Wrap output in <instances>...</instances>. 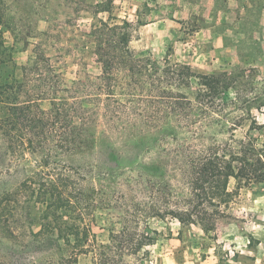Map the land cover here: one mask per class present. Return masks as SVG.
Wrapping results in <instances>:
<instances>
[{
	"label": "trees",
	"instance_id": "trees-1",
	"mask_svg": "<svg viewBox=\"0 0 264 264\" xmlns=\"http://www.w3.org/2000/svg\"><path fill=\"white\" fill-rule=\"evenodd\" d=\"M9 20L7 0H0V70L11 62L2 35ZM133 32L128 21L98 19L89 36L102 72L78 71L71 79L69 62L48 54L49 32L23 28L26 43L37 41L32 55L20 73L0 76V242L14 246L5 252L0 244V264L98 259L101 246L92 244L86 222L89 185L110 189L94 190L102 196L93 203L98 210L137 187L142 205L148 191L147 216L185 226L206 204L230 201L232 178L264 182V148L228 154L212 131L245 118L230 108L251 103L243 93L246 73L202 74L169 59L160 63L131 48ZM182 175L190 185L184 202L175 201ZM199 222L206 227L203 217ZM158 234L138 233L135 254L149 255Z\"/></svg>",
	"mask_w": 264,
	"mask_h": 264
},
{
	"label": "rangeland",
	"instance_id": "rangeland-1",
	"mask_svg": "<svg viewBox=\"0 0 264 264\" xmlns=\"http://www.w3.org/2000/svg\"><path fill=\"white\" fill-rule=\"evenodd\" d=\"M7 3L9 28H3L2 35L11 62L0 70L3 80L20 73L21 66L32 55V42L37 41L31 39L26 43L21 34L23 28L49 32L43 37L49 46L48 54L56 60H67L69 77L74 79L78 71L94 76L102 72L89 36L92 24L98 19L111 18L120 24L128 21L134 29L131 48L145 57L160 63L169 59L202 74L244 71L249 78L243 93L251 103L243 104L241 110L235 106L230 109L235 116L246 113L245 118L235 121L234 126V121L230 125L220 123L212 131L228 154L237 155L255 145L264 148V0H7ZM94 12H99L98 18ZM153 23L156 24L147 27ZM220 38L224 46H219ZM198 83L195 80V86ZM235 98V92L228 94L229 100ZM175 184L179 193L175 201L188 200L187 178L182 175ZM88 189L91 208L86 222L93 226L92 244L101 247L98 259L83 254L79 256V264H158L163 248L171 243L178 247L177 261L184 262L183 253L188 247L208 249L214 244L233 243L242 248L248 240L245 234L250 230L254 233L260 224L264 227V182L239 183L232 178L230 201L214 200L215 207L206 204L199 217L195 216V223L185 226L176 219L161 221L147 216L144 212L150 206L147 189L143 205L137 200L140 188H125L123 191L129 198L114 195L109 198L108 210H98L93 203L102 199L96 191L110 189L92 185ZM201 217L206 227L200 224ZM110 225L115 227L116 234H112ZM151 230L159 231L158 243L147 248L149 255L144 250L135 254L136 235ZM0 244L5 252L14 248L7 241Z\"/></svg>",
	"mask_w": 264,
	"mask_h": 264
},
{
	"label": "crops",
	"instance_id": "crops-1",
	"mask_svg": "<svg viewBox=\"0 0 264 264\" xmlns=\"http://www.w3.org/2000/svg\"><path fill=\"white\" fill-rule=\"evenodd\" d=\"M154 24L156 23L149 24L147 27ZM173 35L177 36V33ZM220 41L222 45L219 44V46H224L222 38ZM245 237L248 240L244 242L242 248L232 245L233 243L224 246L214 244L208 249L204 246H198L195 249L188 247L183 253L186 258L184 262L177 261L176 250L178 247L175 243H171V246L163 248L162 259L158 264H264V227L262 224H260L259 229L254 230V233L250 230L249 234H245ZM218 243L222 244V241L219 239ZM228 245L230 246L228 247Z\"/></svg>",
	"mask_w": 264,
	"mask_h": 264
}]
</instances>
